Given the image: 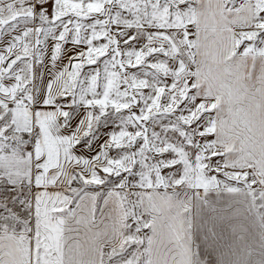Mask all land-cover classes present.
<instances>
[{"label": "snow or ice", "instance_id": "obj_1", "mask_svg": "<svg viewBox=\"0 0 264 264\" xmlns=\"http://www.w3.org/2000/svg\"><path fill=\"white\" fill-rule=\"evenodd\" d=\"M0 264H264V0H0Z\"/></svg>", "mask_w": 264, "mask_h": 264}]
</instances>
